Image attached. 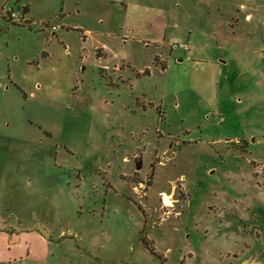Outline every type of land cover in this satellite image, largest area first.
Listing matches in <instances>:
<instances>
[{"label": "rangeland", "instance_id": "obj_1", "mask_svg": "<svg viewBox=\"0 0 264 264\" xmlns=\"http://www.w3.org/2000/svg\"><path fill=\"white\" fill-rule=\"evenodd\" d=\"M120 1L0 0V264H264V0Z\"/></svg>", "mask_w": 264, "mask_h": 264}, {"label": "crops", "instance_id": "obj_2", "mask_svg": "<svg viewBox=\"0 0 264 264\" xmlns=\"http://www.w3.org/2000/svg\"><path fill=\"white\" fill-rule=\"evenodd\" d=\"M125 7H127V4H126V2L123 0V1H120ZM114 3H116V4H118V2H114ZM27 12V11H26ZM102 22H104V21H102ZM110 31H107L106 33H105V35L108 37V43H104L103 42V45H101L99 48H98V50H99V55H104V56H106V55H108V52H109V50H112V48H113V42L115 41V40H121L123 43H126L128 40H129V37L127 36V35H125L124 33H123V31H120V32H118V31H116V29H113V30H111V29H109ZM104 49L106 50V51H104ZM114 49V48H113ZM158 52L156 51L155 53H154V55H153V63H154V58H155V55L157 54ZM183 59V57H179L178 58V60L179 61H181ZM129 64H130V62H129ZM117 65H115V67H116ZM121 67V66H120ZM122 67H124V66H122ZM117 68V67H116ZM164 193H166V191H163V194Z\"/></svg>", "mask_w": 264, "mask_h": 264}, {"label": "built area", "instance_id": "obj_3", "mask_svg": "<svg viewBox=\"0 0 264 264\" xmlns=\"http://www.w3.org/2000/svg\"><path fill=\"white\" fill-rule=\"evenodd\" d=\"M53 28H56V26L53 25ZM171 48L172 49H180L182 51H188V50H190V46L188 44H186V43H173L171 45Z\"/></svg>", "mask_w": 264, "mask_h": 264}, {"label": "trees", "instance_id": "obj_4", "mask_svg": "<svg viewBox=\"0 0 264 264\" xmlns=\"http://www.w3.org/2000/svg\"><path fill=\"white\" fill-rule=\"evenodd\" d=\"M145 244L148 246V248L151 250V251H153V253H154V249H153V247L150 245V244H148V242L145 240Z\"/></svg>", "mask_w": 264, "mask_h": 264}, {"label": "water", "instance_id": "obj_5", "mask_svg": "<svg viewBox=\"0 0 264 264\" xmlns=\"http://www.w3.org/2000/svg\"><path fill=\"white\" fill-rule=\"evenodd\" d=\"M26 11H27V10H25V12H26ZM137 168H138V169L141 168V163L138 164Z\"/></svg>", "mask_w": 264, "mask_h": 264}]
</instances>
